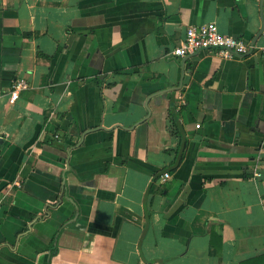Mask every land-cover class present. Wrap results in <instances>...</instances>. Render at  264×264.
Instances as JSON below:
<instances>
[{"label": "crops", "instance_id": "0c3cea01", "mask_svg": "<svg viewBox=\"0 0 264 264\" xmlns=\"http://www.w3.org/2000/svg\"><path fill=\"white\" fill-rule=\"evenodd\" d=\"M210 22L264 0H0V264H264V54L167 55Z\"/></svg>", "mask_w": 264, "mask_h": 264}, {"label": "built area", "instance_id": "2783aa9c", "mask_svg": "<svg viewBox=\"0 0 264 264\" xmlns=\"http://www.w3.org/2000/svg\"><path fill=\"white\" fill-rule=\"evenodd\" d=\"M261 38L263 40L261 45L250 46L239 39L220 34L217 26L210 22L197 26H189L186 29L183 42L167 55L169 58H184L201 50H214L217 55L225 59L232 58L233 56H242L253 50L264 54V28L261 33ZM28 87V83L23 79L14 81L11 87L9 101L13 103L18 98L19 92L26 90ZM261 155H264V139L258 151V162ZM258 162L254 166L252 178H258L260 176V165H258ZM163 178H169V174L165 173Z\"/></svg>", "mask_w": 264, "mask_h": 264}, {"label": "water", "instance_id": "95a60500", "mask_svg": "<svg viewBox=\"0 0 264 264\" xmlns=\"http://www.w3.org/2000/svg\"><path fill=\"white\" fill-rule=\"evenodd\" d=\"M263 28H264V22H263V24H262V27H261V29H260V31H259V33H258V36L253 40V42H252V44H251V46H254V44H255V42H256V40L261 36V33H262V30H263ZM174 89V88H173ZM146 109H147V112L149 113V110H148V108L146 107Z\"/></svg>", "mask_w": 264, "mask_h": 264}, {"label": "trees", "instance_id": "16d2710c", "mask_svg": "<svg viewBox=\"0 0 264 264\" xmlns=\"http://www.w3.org/2000/svg\"><path fill=\"white\" fill-rule=\"evenodd\" d=\"M172 114V113H171ZM172 116H173V114H172ZM180 156L178 157V159L176 160V162H175V164H174V166L172 167V171L178 166V164H179V162H180ZM244 264H249V262H247V263H244Z\"/></svg>", "mask_w": 264, "mask_h": 264}]
</instances>
